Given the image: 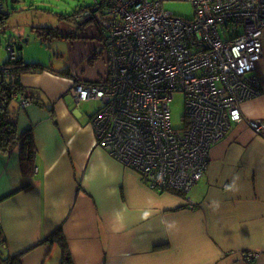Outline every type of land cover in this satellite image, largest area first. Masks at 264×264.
Instances as JSON below:
<instances>
[{
    "label": "crops",
    "instance_id": "1",
    "mask_svg": "<svg viewBox=\"0 0 264 264\" xmlns=\"http://www.w3.org/2000/svg\"><path fill=\"white\" fill-rule=\"evenodd\" d=\"M89 51L76 58L88 61ZM75 60L21 75L38 93L39 104L18 117L19 132L34 137L35 166L26 175L16 149L0 153V256L58 264L59 246L38 242L60 227L75 264H264V136L249 125L264 123V58L255 64L260 95L241 102L243 120L214 143L186 193L149 189L95 144L91 118L100 107L72 97L74 81H91L71 69Z\"/></svg>",
    "mask_w": 264,
    "mask_h": 264
},
{
    "label": "built area",
    "instance_id": "2",
    "mask_svg": "<svg viewBox=\"0 0 264 264\" xmlns=\"http://www.w3.org/2000/svg\"><path fill=\"white\" fill-rule=\"evenodd\" d=\"M93 1L76 20L98 25L107 69L98 80L74 81L71 95L77 103L101 101L91 118L97 146L149 189L186 193L206 171L214 143L243 120L241 102L261 93L255 64L264 58V0ZM166 1L190 3L192 17L167 10ZM0 73L17 86L11 66L0 65ZM176 92L185 111L174 128ZM14 98L20 109L33 102L20 92ZM249 125L264 136L263 122Z\"/></svg>",
    "mask_w": 264,
    "mask_h": 264
},
{
    "label": "rangeland",
    "instance_id": "3",
    "mask_svg": "<svg viewBox=\"0 0 264 264\" xmlns=\"http://www.w3.org/2000/svg\"><path fill=\"white\" fill-rule=\"evenodd\" d=\"M4 4L3 11L9 12L7 15L5 29L0 33V65L9 59L7 43H11L9 39L12 36L21 41L19 49L16 46V54L24 56L26 61H36L48 65L52 69H61L65 65L72 67L71 59L75 56L74 72H79L88 78L94 80L100 78L107 69V64L102 60L103 53L99 55L93 62L87 59L79 60L76 58V51L90 50L89 53L101 51L102 42L99 39V32L94 28L90 29L89 25L79 28V25L69 17L75 7L79 4L94 3L93 0H2ZM163 6L175 14L182 17L191 18L193 8L190 3L184 1H166ZM80 24V23H79ZM43 27L60 31L63 36L47 38L43 40L38 37V31L43 30ZM85 28V30L83 29ZM77 30V31H76ZM93 31V32H92ZM71 37L65 36L70 33ZM88 32V35H85ZM73 33H76V36ZM96 35L92 38L91 35ZM23 39L28 41L23 42ZM43 40V41H42ZM17 45V44H16ZM259 65H264V61L260 60ZM93 108L102 106L101 101L97 100L87 103ZM170 119L174 128L180 127L183 124V116L185 111L184 96L181 92H176V95L169 102Z\"/></svg>",
    "mask_w": 264,
    "mask_h": 264
},
{
    "label": "trees",
    "instance_id": "4",
    "mask_svg": "<svg viewBox=\"0 0 264 264\" xmlns=\"http://www.w3.org/2000/svg\"><path fill=\"white\" fill-rule=\"evenodd\" d=\"M3 2V1H2ZM93 3L79 4L75 7L71 14L68 16L74 19V21L78 24L76 20V16L80 14L81 11L87 10V8H91ZM9 12H4L3 9L0 10V33L3 34L6 31V20L8 18ZM86 24L89 25L90 29L93 28L96 31H99L98 25L93 23V20H89ZM86 24H78L80 29L81 27H85ZM85 30V28H83ZM77 31V30H76ZM93 32V31H92ZM72 32L67 33L65 36L71 37ZM76 36V33H73ZM85 35H88V32H85ZM63 36V34L55 29H50L43 27V30L38 31V37H41L43 40L47 38ZM91 37L96 38V35L92 34ZM10 39V38H9ZM100 39V38H99ZM42 40V41H43ZM13 44L14 50L16 52V46L20 49L22 46L17 44ZM17 44V45H16ZM101 51H95L91 56H89L88 61L93 62L99 55ZM3 66H11L13 69L14 76L17 78V86L12 87L10 82L7 80L6 75L0 73V153L8 155L14 149H16L19 153V161H20V169L22 173L26 175L33 174V169L35 166L34 161V137L32 136L31 130L19 132L18 130V117L19 110L15 109L14 106V94L20 92L24 95L25 98L32 100L33 102L39 104L38 93L36 90L30 88H24L20 84V78L23 74L29 73H41L42 71H51V68L44 64L34 61H25L22 56L16 54L15 59H8L5 61ZM65 70H60L59 73L63 74ZM9 79V78H8ZM18 107H19V101ZM1 232V231H0ZM47 243V244H56L60 248L61 259L58 264H75L74 258L72 256L71 250L69 248V244H67L66 238L61 232V228L58 227L54 229L47 237L41 239L38 244ZM23 253L0 256V264H22ZM104 264V263H102Z\"/></svg>",
    "mask_w": 264,
    "mask_h": 264
}]
</instances>
